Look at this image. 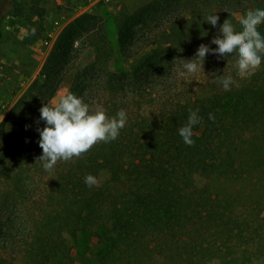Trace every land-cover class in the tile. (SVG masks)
Wrapping results in <instances>:
<instances>
[{"label":"trees","instance_id":"obj_1","mask_svg":"<svg viewBox=\"0 0 264 264\" xmlns=\"http://www.w3.org/2000/svg\"><path fill=\"white\" fill-rule=\"evenodd\" d=\"M23 4L0 0V30ZM257 8L264 9V0H146L133 10L122 7L114 15L120 58L113 62L94 14L83 13L63 27L9 114L4 154L14 153L19 166L42 155L37 129L45 122L39 109L77 52L90 59L75 70L69 92L90 113L103 109L113 117L125 110L127 122L116 140L98 142L51 170L50 208L37 211L28 226L27 259L54 264L65 247V231L78 239L95 224L101 245L90 264H264V237L250 242L241 227L247 218H240L220 190L222 181L264 176V55L259 68L234 78L228 91L212 80L193 100L159 90L180 59H191L200 44L211 43L225 19L240 31L241 15ZM210 14L219 17L216 27L205 22ZM258 31L264 36V23ZM197 108L202 120L193 126L195 143L188 146L178 129L187 123L188 109ZM89 174L97 179L92 187L84 182ZM0 264L12 263L0 254Z\"/></svg>","mask_w":264,"mask_h":264},{"label":"rangeland","instance_id":"obj_2","mask_svg":"<svg viewBox=\"0 0 264 264\" xmlns=\"http://www.w3.org/2000/svg\"><path fill=\"white\" fill-rule=\"evenodd\" d=\"M23 1L22 11L18 15L6 17L0 30V254L6 256L12 264H33L24 255V245L30 237L28 226L33 227L37 211L50 208L49 195L53 183V174L44 170L41 162L33 160L19 166V157L14 158V153L12 156L4 154L11 127L9 114L14 104L28 92L60 31L75 17L92 13L100 20L113 62V59L120 58L115 13L122 7L133 10L146 0ZM81 5H85V9L82 10L79 7ZM42 7L44 10L39 17L37 14ZM236 15L238 19L239 14ZM32 29H35L34 35ZM217 35L222 37L219 31L214 37ZM203 44L212 49L217 47L212 43ZM80 48L82 50L84 45ZM137 51L139 56L147 48H139ZM89 59L86 52L76 53L72 68L63 76L49 104L69 92L75 70ZM237 60L236 53L225 57L207 54L202 65L203 71L195 73H189L182 64H177L163 78L164 83L159 90L165 96L170 94L179 96L181 100H193L210 80L219 83L217 76L223 78L230 75L233 80L240 77ZM9 161L13 162V168L7 165ZM220 190L234 201L240 218H247V224L241 227L250 242L261 241L264 237V176L255 174L235 182L222 181ZM78 236V239H74L72 230L64 232L65 247L59 248L60 255L54 264H90L94 261L101 245V236L95 224L89 225L85 234Z\"/></svg>","mask_w":264,"mask_h":264},{"label":"clouds","instance_id":"obj_3","mask_svg":"<svg viewBox=\"0 0 264 264\" xmlns=\"http://www.w3.org/2000/svg\"><path fill=\"white\" fill-rule=\"evenodd\" d=\"M218 20L217 15L210 14L205 22L216 27ZM262 23H264V9L260 8L248 10L241 15L239 24L242 30L240 31L235 29L229 19H225L219 27L222 37L217 35L211 40V43L217 47L212 49L208 45L200 44L194 58L180 59L183 68L189 73L203 71L202 65L207 54L225 57L236 53L239 75L250 76L259 68L264 55V36L258 31V26ZM32 34H35V29H32ZM217 78L225 91L230 90V85L235 83L230 75L223 78L217 76ZM188 111L187 123L180 127L178 132L186 145L193 146L195 143L192 139L193 126L200 123L202 118L198 114V108ZM39 112L45 126L37 129L42 155L37 157L36 161L41 162L46 171H51L59 160L68 161L73 157H80L98 142L108 143L116 140L127 122L125 110H119L113 117H108L103 109L90 113L89 106L71 92L62 95L52 104H43ZM208 118L215 120L211 113ZM84 182L92 187L97 184V179L89 174Z\"/></svg>","mask_w":264,"mask_h":264},{"label":"built area","instance_id":"obj_4","mask_svg":"<svg viewBox=\"0 0 264 264\" xmlns=\"http://www.w3.org/2000/svg\"><path fill=\"white\" fill-rule=\"evenodd\" d=\"M100 1H103V2H107L108 0H100ZM82 10L85 9V5H81L79 6Z\"/></svg>","mask_w":264,"mask_h":264}]
</instances>
